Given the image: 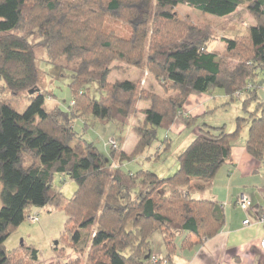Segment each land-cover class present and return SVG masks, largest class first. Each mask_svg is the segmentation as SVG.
<instances>
[{
  "label": "trees",
  "instance_id": "1",
  "mask_svg": "<svg viewBox=\"0 0 264 264\" xmlns=\"http://www.w3.org/2000/svg\"><path fill=\"white\" fill-rule=\"evenodd\" d=\"M180 5L222 18L225 31L230 28L226 18L244 9L255 26L245 35L228 31L219 53L209 50L217 40L211 24L179 18L175 9ZM108 19L124 23L128 36L105 30ZM36 49L45 50L43 60L49 64L70 70L73 99L67 111L45 110L48 93L39 86ZM115 63L149 70L167 97L132 81L110 83ZM94 84L98 99L90 96ZM216 90L227 97L222 108L239 100L248 115L237 119L234 132L202 125L170 178L122 170L144 156L159 142V131L169 132L175 121L191 129L213 114L194 117L184 107L191 96ZM262 91L264 0H0V264L38 263L35 248L12 254L5 247L26 220L38 222L33 209L65 213L66 235L53 248L57 258L66 257L68 248L81 255L66 264H82L83 258L85 264H173L179 235H184L182 250L213 239L226 224L224 210L192 192L213 184L243 123L249 125L245 149L264 169ZM138 102L149 103V109L143 111V125L133 128L137 143L126 154L121 147L131 120L140 114ZM88 117L115 127L106 146L112 158L118 152V167L76 132L75 122ZM172 147L173 140L165 137L145 160L160 161ZM56 176L76 183L71 198L54 186ZM158 232L164 254L152 250Z\"/></svg>",
  "mask_w": 264,
  "mask_h": 264
},
{
  "label": "rangeland",
  "instance_id": "2",
  "mask_svg": "<svg viewBox=\"0 0 264 264\" xmlns=\"http://www.w3.org/2000/svg\"><path fill=\"white\" fill-rule=\"evenodd\" d=\"M175 11L177 12L178 17L181 19H186L193 23L202 22L211 24V26L214 28L217 40H214L210 43L209 50L222 53L225 48V45L222 42V37L230 36V34H228L229 32L223 29L224 23L222 24V18L210 14H203L185 5H180L175 9ZM240 17L242 18V20L239 19ZM248 19L249 18L247 16L246 10L242 9L241 13L237 14L234 18H231L227 21L230 22V24H236L234 23V20L236 22H240L241 20V22L245 23L240 27L238 26V24H236L237 34L245 35L247 32L246 29L251 26L249 25ZM104 29L108 32H113L118 36H128L127 26H125V24L122 22H117L112 19H108L106 21V26ZM44 56L45 50L36 49V67L40 74L39 86L48 93L44 108L47 111H52L53 109L58 107L63 111H67L73 99L70 90L71 72L67 68H59L49 64L47 61L43 60ZM114 66H116L117 68L114 69V71L109 76L108 80L110 83H115L117 81H132L136 83L140 89L154 92L162 98L167 97V94H165V92L161 89V87L159 86V82L149 72V70H140L137 68L128 67L123 63H115ZM215 95L217 97L219 95H222V99L223 97H225V94L221 90H217ZM90 96L93 99L99 98V87L96 84L90 86ZM222 99L218 98L217 102L219 104H222ZM140 103L138 102L136 106L137 110L140 111V114L134 117L137 126L143 125V116H145L143 114L144 110H139L138 108V105ZM146 104L149 105V103ZM24 109L25 107L22 108V111ZM247 116L248 115L245 114L241 109V102L237 100L229 107L222 110L219 109L217 113H215L214 115H209L205 120L203 119L199 123L200 125H208L212 128H221L223 126H226V132L232 133L236 130L237 119L246 118ZM88 118L87 122H84L81 119H78L75 122L76 132L80 135H83L86 141L94 143L100 151L102 157L107 162H110L111 164L115 163L113 164L114 168L118 167V152L112 158L109 152L110 148L106 146V141L108 140V138L115 135V127L111 123L102 124L100 122H92V118ZM93 123H95L94 126H92ZM86 124L88 125L87 127H85ZM248 130L249 126L243 123L241 125L240 140L248 137ZM191 132H193L192 129L188 130V132H186L187 134L180 135L178 138L173 139L172 150L166 153L160 161L148 162L145 160V157L154 154V152L159 147L160 141L164 139V135L166 132L162 130L159 131V142H156L150 149H148L144 156L139 157L137 162L133 161L131 163H125L122 170L125 173H135L139 170H146L157 174L160 178H170L177 171L176 168H178V156L183 152V150H185L184 148L186 145H183V141L186 139L188 133ZM189 142L191 143L192 141ZM109 144L113 148H117L116 142L113 139H110ZM134 148L132 149V151L134 150ZM54 186L67 198H71L77 190L76 183L70 180L68 177L56 176ZM34 211H38V222L32 224L28 220H26V222L18 227L5 243L7 252L18 254L19 252H23L24 247L35 248L39 251V260L37 264H66L71 259L81 258V255L74 253L71 248L67 249L68 251L66 257L57 258V255L53 248L56 243L61 240L62 236L66 235L65 228L67 217L65 213L53 208H44L39 210L33 209V212ZM183 237L184 235H179L175 240L177 252L174 255L173 264H188V258L186 257V253L188 252L181 249V242L183 240ZM152 242V250L155 254L165 253L163 237L160 232L154 234V236L152 237ZM59 248L62 249L66 247L61 244L59 245ZM81 262L82 264H85V258L81 259ZM146 264H150V262L147 261Z\"/></svg>",
  "mask_w": 264,
  "mask_h": 264
},
{
  "label": "crops",
  "instance_id": "3",
  "mask_svg": "<svg viewBox=\"0 0 264 264\" xmlns=\"http://www.w3.org/2000/svg\"><path fill=\"white\" fill-rule=\"evenodd\" d=\"M239 13L241 10H237L226 19L230 20ZM247 16L249 25L255 26L254 19L248 13ZM239 19L242 20L241 17ZM241 20L240 22L234 20V23L240 27L245 24ZM236 24H230L228 31L236 29ZM216 92L217 90L212 93L191 96L184 107V112L199 117L213 110L215 112L209 115H214L219 109H224L222 106L227 102V97L226 95L223 99L222 95L217 97ZM218 98L222 99V104L217 102ZM138 108L145 111L149 109V105L140 103ZM144 119L145 116H143V121ZM136 126L133 118L126 130V139L122 145V151L127 154L132 151L137 142V137L132 132ZM201 126L198 123L193 127L194 129L191 128L193 132L188 133L183 141V145H186L185 148L189 145L187 143L193 141L199 134ZM191 129H188L182 121L177 120L170 131L165 133L164 138L169 137L173 140L180 135L187 134L186 132ZM246 139H238L234 142L230 157L213 184L202 191L192 192V196L196 199L218 203L224 210L226 224L220 234L213 239L205 240L200 245L186 250L188 264H264V249L261 248L264 227L259 223L260 217L264 215V169L247 153ZM241 196L247 197L251 202L247 211H243L237 205ZM247 219L250 224L244 226L243 222Z\"/></svg>",
  "mask_w": 264,
  "mask_h": 264
},
{
  "label": "built area",
  "instance_id": "4",
  "mask_svg": "<svg viewBox=\"0 0 264 264\" xmlns=\"http://www.w3.org/2000/svg\"><path fill=\"white\" fill-rule=\"evenodd\" d=\"M237 205H238V207H239L240 209H242L243 211H247V210L250 208V206H251V202H250V200H249L247 197H245V196H241V197L238 199V201H237ZM30 220H31L32 222H35V221H36V219L33 218V217H30ZM259 223H260L261 225H263V227H264V215H262V216L260 217V219H259ZM249 224H250L249 219H247L246 221L243 222V225H244V226H248ZM261 248L264 249V238H263L262 241H261ZM160 259L162 260V258H160ZM157 260H158L157 258H154V259H153L154 263H156Z\"/></svg>",
  "mask_w": 264,
  "mask_h": 264
},
{
  "label": "water",
  "instance_id": "5",
  "mask_svg": "<svg viewBox=\"0 0 264 264\" xmlns=\"http://www.w3.org/2000/svg\"><path fill=\"white\" fill-rule=\"evenodd\" d=\"M31 93H34V91H31ZM56 245H57V243H56Z\"/></svg>",
  "mask_w": 264,
  "mask_h": 264
}]
</instances>
